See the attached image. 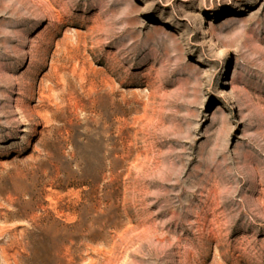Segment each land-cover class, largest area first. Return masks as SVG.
Returning a JSON list of instances; mask_svg holds the SVG:
<instances>
[{
	"label": "rangeland",
	"instance_id": "obj_1",
	"mask_svg": "<svg viewBox=\"0 0 264 264\" xmlns=\"http://www.w3.org/2000/svg\"><path fill=\"white\" fill-rule=\"evenodd\" d=\"M0 264H264V0H0Z\"/></svg>",
	"mask_w": 264,
	"mask_h": 264
}]
</instances>
